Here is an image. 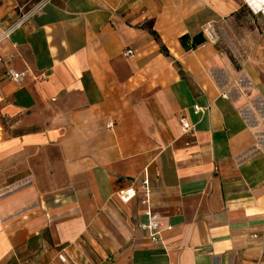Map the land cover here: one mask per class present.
<instances>
[{"label":"crops","instance_id":"0c3cea01","mask_svg":"<svg viewBox=\"0 0 264 264\" xmlns=\"http://www.w3.org/2000/svg\"><path fill=\"white\" fill-rule=\"evenodd\" d=\"M27 15L0 41V264H264V15L0 0V34Z\"/></svg>","mask_w":264,"mask_h":264},{"label":"built area","instance_id":"2783aa9c","mask_svg":"<svg viewBox=\"0 0 264 264\" xmlns=\"http://www.w3.org/2000/svg\"><path fill=\"white\" fill-rule=\"evenodd\" d=\"M246 5L248 6V8H250V10L254 13V14H262L264 15V0H245ZM29 15L24 16L16 21H14L13 23H11L9 26L5 27L2 31V33L0 34V41L3 40L4 38H7L10 36V34L12 32L15 31V29L19 28L21 25H23V23L25 22V20L28 18ZM208 36L210 37V39H214V33L213 32H209ZM126 56H131L133 54V50L129 49L125 51ZM6 74L11 78L14 79L17 82H21L23 81V79L25 78V73L22 72H18L16 71L14 68H10L7 70ZM226 96V95H224ZM196 110H199V107H195ZM181 121V125L182 128L185 132H189L192 127L190 122L188 121V118L185 116H182L180 118ZM114 124L113 122H109L108 126L112 127ZM149 180L148 178L143 179L142 182V188L145 191H148L149 187ZM136 195V190L135 188L133 189H129V190H124L120 193V196L122 198V200L124 201H128L131 198H133V196ZM149 210L146 212V214H149ZM140 227L142 230H146L147 232H150L151 238L153 240H157L158 235L160 234L159 231V227L160 224L158 221L154 220V219H149L147 223L142 222L140 224Z\"/></svg>","mask_w":264,"mask_h":264},{"label":"trees","instance_id":"16d2710c","mask_svg":"<svg viewBox=\"0 0 264 264\" xmlns=\"http://www.w3.org/2000/svg\"><path fill=\"white\" fill-rule=\"evenodd\" d=\"M152 33L154 34L155 39L159 41L162 51L166 52L167 49L163 45L162 40H160L158 33L154 32V31ZM180 40H181L183 46L187 50V49L195 48L198 45H200L202 42H204L206 40V37L202 33L200 35H196V36H193V37H191L190 35L186 34V35L181 36Z\"/></svg>","mask_w":264,"mask_h":264},{"label":"rangeland","instance_id":"374dc122","mask_svg":"<svg viewBox=\"0 0 264 264\" xmlns=\"http://www.w3.org/2000/svg\"><path fill=\"white\" fill-rule=\"evenodd\" d=\"M237 44V43H236ZM225 48H227L228 47V49L230 48V49H232L233 51L235 50L234 49V46H233V44L231 43V44H226V43H224V45H223Z\"/></svg>","mask_w":264,"mask_h":264}]
</instances>
